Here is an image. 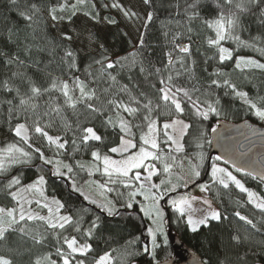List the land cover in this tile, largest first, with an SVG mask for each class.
Listing matches in <instances>:
<instances>
[{"label": "snow or ice", "instance_id": "obj_1", "mask_svg": "<svg viewBox=\"0 0 264 264\" xmlns=\"http://www.w3.org/2000/svg\"><path fill=\"white\" fill-rule=\"evenodd\" d=\"M10 2L29 28L39 25L45 18L44 12L47 18L57 23L65 19L71 21L78 13L93 20L100 19L94 0H47V3L39 4L25 0L22 7L18 0ZM143 3L152 6V0H143ZM103 6L108 7L107 4ZM111 7L119 9L129 19L138 18L136 12L126 9L119 0H113ZM176 7L179 10L180 5ZM183 14L185 23L180 25L177 21V25L185 30L172 34V47L165 53L167 63L162 68L145 67L142 58L145 33L142 32L138 43L134 45L135 51L128 56L113 57L100 44L98 57H93L84 69L85 79L76 75L70 79L52 76L49 87L42 88L28 78L26 93L10 86L8 80L3 82L5 91L16 92L13 99L0 101L9 106V123L21 115H24L25 120L10 128L16 139L0 147V191L14 202L12 207H0V241L6 240L10 233L28 237L35 244H44L51 237L54 255L58 260L48 253L37 258L35 264H116L117 258L112 255L115 249L97 253L89 261L88 257L94 251L92 241L101 231L104 219L121 216L120 208L128 210L135 206L143 214L141 219L147 218L150 222L146 232L151 238V248H137L139 237L129 239L125 242L119 264H137L134 258L143 254H149L155 264H160L156 260V249L160 247L157 238L158 234H164L167 223L166 207L162 201L166 200L175 216L184 220L193 233L201 226L207 227L210 221L227 219L212 207L208 198L213 193L218 197L221 188L230 190L234 186L240 193L246 194L248 204L264 214V194L250 190L232 171L215 162L211 164L210 170H206L207 157L203 152L204 144L212 143V140L207 139L204 123L224 114L222 98L216 89L222 88L225 96L238 99L247 112L261 122H264V96L250 95L219 69L209 74L214 78L207 83H200L192 68L195 61L189 63L194 22H198L208 33L205 37L207 46L216 50L215 55L208 57V60L218 57L219 63L223 64L234 58L236 49L225 47L226 41L233 42L238 48H251L264 57V47H257L261 37H253L249 41L241 36L248 30L245 26L248 17H254L264 26V0H185ZM154 15V11L147 13L144 28L153 21ZM104 19L110 24L116 23L115 19ZM11 35L9 30V39ZM93 39L90 34L89 40ZM185 39L187 43L180 42ZM71 40L72 36L68 33L61 34V41ZM50 43L60 47L55 41ZM62 51L61 64L69 72L78 70L77 52L71 47H62ZM0 55L6 57L7 65H24L17 55L9 56L5 52H0ZM242 65L264 72V63L259 59L235 56V68L241 69ZM137 67L145 81L158 78L159 86L156 83L149 85L151 93H134L133 88H138V85L130 88L128 84L120 82L121 73H131ZM12 75L23 76L24 73L13 72ZM128 79L131 81L132 76L129 75ZM52 92L60 94L63 105L56 103L57 98L50 96L48 107L42 113L39 112L40 105L36 101ZM17 98L18 104L14 103ZM78 106L84 108L89 122L98 119L105 132L109 128L113 129L118 136V143L114 142L107 153H102L98 147L94 148L91 150L92 162L86 164L77 161L73 165L66 163L63 158L70 155L66 148L70 142L65 138L69 132L73 135V152L80 151L81 147L92 148L91 142L103 144L106 139L98 134L94 125L85 127L77 121L73 128L62 116L64 107L75 110ZM54 117L60 118L64 135L50 134V130L55 127ZM193 129L198 134L193 135ZM211 131L216 133L217 129L213 127ZM250 132L253 136L257 135L254 128ZM261 138L264 139V135ZM191 145L197 150L189 151ZM45 147L53 151L52 157L45 154ZM111 154L118 158H113ZM36 159L43 165H50L48 171L53 176L70 180L71 190L78 193L87 205H94L99 213L88 206L69 211L60 199L46 195L47 180L44 174L38 175L30 183H23V167L35 166L33 161ZM213 159L220 161L221 157ZM224 163L228 164L229 161L225 160ZM234 167L236 172L254 179L258 177L260 183L264 184V171L255 172L235 163ZM77 169L86 172L88 177L98 173L103 179H87L82 184L78 183ZM203 175L209 176L208 182H200ZM154 178H159V183H155ZM192 187H198L204 195L190 196L188 190ZM180 189L185 191L179 194ZM172 193L178 194L172 196ZM194 200L207 206L202 216L196 215L201 209L193 207ZM44 210L46 214H42ZM235 216L256 232L261 231L257 223L239 211L235 212ZM232 239L239 242L240 238L234 235ZM0 264H13V261L0 255ZM203 264L208 262L204 261Z\"/></svg>", "mask_w": 264, "mask_h": 264}, {"label": "trees", "instance_id": "obj_2", "mask_svg": "<svg viewBox=\"0 0 264 264\" xmlns=\"http://www.w3.org/2000/svg\"><path fill=\"white\" fill-rule=\"evenodd\" d=\"M28 2L39 4L41 2L47 3V0H28ZM112 2L113 0H94L99 12L100 19L98 20H93L83 13H78L71 21L65 19L57 23L47 18V14L44 12L43 16L45 18L41 20L39 25L29 28L27 23L18 16L10 0H0V52H5L9 56L17 55L20 60L24 61L23 66L7 65L5 63L6 57L0 55V101H7L16 97L15 91L7 92L3 89L2 84L5 80H8L13 88H19L21 93H26L28 91V78H31L42 88L49 87L52 76L70 79L72 75H76L85 79L84 69L93 57H98L100 44H103L113 57L128 56L135 51L134 45L138 43V38L142 32L145 33V44L142 50L145 67L162 68L167 63L165 53L171 50L172 47V34L185 30L177 25V21L180 22V25L185 23L186 18L183 14L185 0H152V6L145 5L143 0H135L136 6H134V9L138 11V18L131 19L125 17L119 9L112 8ZM188 2H191V0H188ZM24 3L25 0H18L21 7ZM119 3L124 4L126 9L128 8L129 2L127 0H120ZM105 4L108 7H104ZM177 4L180 5L179 10L176 7ZM129 10L131 11V9ZM150 11H154V19L147 28H144L147 13ZM104 17L115 19L116 23L110 24ZM245 26L248 30L241 34L242 39L251 41L253 37L259 36L261 41L257 42V47H264V26L260 25L254 17L246 18ZM192 27L194 31L189 63L195 61L192 68L196 79L200 83H207L211 78H214L210 77L209 74L219 69L244 91H248L250 95L256 96L259 94L264 96V72L244 68L243 66L241 69L235 68V56L252 57L259 59L262 63H264V57H261L258 52L251 48H238L233 42L226 41L224 42L225 47L236 49L234 58L225 61L223 64L219 63L218 57L208 60V57H213L216 53L215 49L209 48L206 44L205 37L208 33L200 27L198 22H194ZM9 30L12 33L11 39H9ZM166 32L168 35H165ZM62 33L71 35L72 40L61 41ZM90 34L94 37L92 41L89 40ZM50 41H55V44L60 45V47H54ZM180 42L187 43V40ZM62 47H71L77 52L78 70L69 72L61 64ZM206 60L207 63H205ZM13 72L24 73V75L14 77ZM129 75L132 76L131 81L128 79ZM119 79L122 84H128L130 88L133 85H138V88H133V92L137 94L140 91L151 93L152 90L149 87L151 83H156L159 86L156 77L145 81L139 73L138 67L134 68L131 73H121ZM103 86L101 85V87ZM215 91L222 98L224 114L219 118L213 117L210 121L204 123L203 127L207 131V139H210V131L215 127L218 120L236 121L247 118L264 126V122L248 113L238 99L233 100L230 96H225L222 88ZM50 96L57 98L56 103L63 105V98L60 97L59 93L45 94L36 101L40 105L39 112L42 113L48 107ZM18 102V98L14 100V103L18 104ZM8 107L6 103H0V147L16 139L10 128L14 127L17 122L23 123L25 120L24 115H21L18 119H12L10 124ZM62 116L73 128H75L77 121L85 127L94 125L98 134L106 137L103 144L91 142L92 148L81 147L80 151L73 152L71 145L73 135L69 132L65 136L70 142L66 146L70 155L63 157L66 163L73 165L77 161L90 163L92 162L91 150L98 147L102 153H107L108 148L114 146V142L118 143V136L114 134L113 129L109 128L105 132L98 119L91 122L86 119V113L82 106H78L75 110L64 107ZM54 124L55 127L50 130V134L64 135V128L59 117H54ZM196 134H198L197 130L193 129V135ZM209 147V144H204L203 152L206 157ZM188 150L194 151L197 149L194 145H191ZM44 151L47 156H53V151H50L47 147L44 148ZM214 157L216 156L212 155L210 158L208 170H210V164L215 162L230 169L247 188L258 194H264V184L260 183L259 180L242 172H236L235 168L225 164L222 160L214 161ZM206 163L207 159L205 160V168ZM33 165L35 166L23 167V183L27 184L38 175L44 174L47 180L46 195L60 199L66 204L69 211L79 209L81 206H88L93 208L94 212L99 213L94 205H87V202L78 193L71 190L70 180L53 176L48 171L50 165H43L38 159L33 161ZM76 171L77 181L81 184L87 179H103L98 173L93 177H88L86 172H80L79 169ZM208 181L209 176L206 175L200 182L206 183ZM198 189V187H192L188 190V193ZM184 191V189L178 190L179 194ZM177 194L172 193L170 195L175 196ZM208 198L227 219L210 221L207 227L201 226L195 233L190 231L184 220H179L175 216L171 208L167 206L166 200L162 201L166 207L165 218L167 223L164 227V234H158L157 242L160 247L156 249V260L160 262L172 257L174 253L173 239L176 238L180 245L190 249L202 263L207 261L208 264H264V214L248 204L246 194L240 193L234 186L230 190L221 188L218 197L213 193ZM13 203L9 196L0 191L1 207H12ZM237 211L257 223L261 231L256 232L249 225L240 221L235 216ZM120 212L122 213L121 216L103 220L101 231L97 234L96 239L92 241L94 251L88 257L89 261L97 253L102 254L104 251L115 249L116 251L112 252V255L117 258L116 264H119V260L124 253L125 242L135 237L140 238L136 245L137 248H151V239L146 232L147 219H141L143 214L139 213L138 207L134 206V209L128 210L120 208ZM101 216H103L102 213ZM234 235L239 236V242L232 239ZM0 242V255L10 258L13 264H35L37 258L48 253L53 254L52 258L58 260L54 255L55 248L51 237L44 244H35L28 237L10 233L6 240ZM134 259L137 264H155L149 254H143Z\"/></svg>", "mask_w": 264, "mask_h": 264}, {"label": "water", "instance_id": "obj_3", "mask_svg": "<svg viewBox=\"0 0 264 264\" xmlns=\"http://www.w3.org/2000/svg\"><path fill=\"white\" fill-rule=\"evenodd\" d=\"M215 128L217 132L210 131L209 135L212 143L207 155L206 170L209 169L211 156L215 155L220 156L222 161L228 160V164L233 168L235 163L255 172L264 171V139L261 138L264 135V126L262 124L247 118L236 121L218 120ZM252 128L256 129L257 135L251 134ZM205 176L203 175L201 179ZM256 179L259 180L258 177ZM173 247L172 257L160 261V264H203L190 249L180 245L176 238L173 239Z\"/></svg>", "mask_w": 264, "mask_h": 264}, {"label": "rangeland", "instance_id": "obj_4", "mask_svg": "<svg viewBox=\"0 0 264 264\" xmlns=\"http://www.w3.org/2000/svg\"><path fill=\"white\" fill-rule=\"evenodd\" d=\"M120 1V0H119ZM127 2H129V4H128V8L127 9H131V11H133V12H136V13H138V11H136L135 9H134V6H136V2H135V0H127ZM124 5V4H123ZM124 7H126L125 5H124ZM243 66V65H242ZM111 155H113V158H118V157H116L115 156V154H111ZM212 164V163H211ZM211 164H210V166H211ZM219 165V164H218ZM220 167H222L221 165H219ZM229 171H230V169H228ZM158 180V181H157ZM99 181V180H98ZM154 182L155 183H159V178H154ZM30 183V182H29ZM251 190V189H250ZM253 191V190H252ZM190 196H195V197H201V196H203L204 194L203 193H201L200 192V189H198V190H195L194 192H191V193H188ZM50 197V196H49ZM138 199H140L139 197H138ZM212 204V203H211ZM1 207V206H0ZM32 207L33 208H36V206L35 205H32ZM193 207L194 208H196V209H201V211H199V212H197L196 213V215L197 216H202L203 214H204V210L207 208V206L206 205H203L199 200H194L193 201ZM212 207L214 208V209H216L215 208V206L212 204ZM37 210H39V209H37ZM42 214H46V210H44V212L42 213ZM147 219V218H146ZM149 224H150V222L147 220V226H149ZM151 239V238H150ZM0 245H1V242H0Z\"/></svg>", "mask_w": 264, "mask_h": 264}]
</instances>
